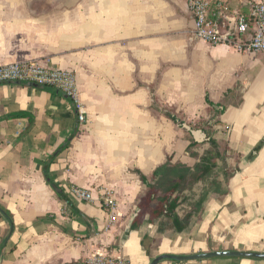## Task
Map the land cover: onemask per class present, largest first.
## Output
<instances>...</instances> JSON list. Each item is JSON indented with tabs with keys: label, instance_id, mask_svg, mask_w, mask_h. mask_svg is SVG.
I'll list each match as a JSON object with an SVG mask.
<instances>
[{
	"label": "crops",
	"instance_id": "0c3cea01",
	"mask_svg": "<svg viewBox=\"0 0 264 264\" xmlns=\"http://www.w3.org/2000/svg\"><path fill=\"white\" fill-rule=\"evenodd\" d=\"M229 2L244 9L246 0ZM28 61L74 73L87 122L79 125L54 88L0 85V208L12 219L0 214V264L264 254L263 53L197 40L182 0H0V66ZM182 124L209 141L196 144ZM211 139L222 146L218 188L209 186L186 228L176 232L166 217L151 222L148 214L133 228L149 191L140 175L156 186L158 201L165 178L190 168ZM51 185L67 195L69 186L89 190L93 201L68 195L69 208ZM101 189L114 195L112 222ZM181 207L184 221L192 206Z\"/></svg>",
	"mask_w": 264,
	"mask_h": 264
},
{
	"label": "built area",
	"instance_id": "2783aa9c",
	"mask_svg": "<svg viewBox=\"0 0 264 264\" xmlns=\"http://www.w3.org/2000/svg\"><path fill=\"white\" fill-rule=\"evenodd\" d=\"M193 21V36L211 46H224L240 54H264V0H246L244 9L232 8L229 0H182ZM26 84L51 87L61 92L72 104L79 125L87 122L85 108L80 101L76 78L73 72L49 69L33 61L0 66V85ZM67 193L72 198L90 203L89 190L69 186ZM101 208L110 222L116 216V201L112 191L99 192ZM89 264H126L123 259L101 256ZM168 264H182L169 262Z\"/></svg>",
	"mask_w": 264,
	"mask_h": 264
},
{
	"label": "trees",
	"instance_id": "16d2710c",
	"mask_svg": "<svg viewBox=\"0 0 264 264\" xmlns=\"http://www.w3.org/2000/svg\"><path fill=\"white\" fill-rule=\"evenodd\" d=\"M191 146L194 147L195 144H193V145L191 144ZM210 146H211V150L206 152V154H204L199 159L200 164L198 163V166L196 167V171L194 172V174H198V179H204L205 180V179L212 178V176L214 174V169L217 168V164H215L216 163L215 159H217L219 157V153L217 151L218 144L215 140L211 139L210 140ZM165 170H166L165 167H163V168L157 170L154 173V175L155 176L156 175L160 176L161 174L164 175ZM189 171H191V168L181 166L180 170H179L180 176L178 178V181H179V179H184V177H185L184 174H188ZM45 177H46V175H45ZM140 179H141V182L147 186L149 191H148V194L146 195V197L139 204L140 214H139V218L137 219V221L133 225V228H136L138 223L143 220V218L146 214H148L149 215V221H151V222H153L154 220H156L160 217H166L168 222L171 223V227H173L174 231L182 232L187 226V223L185 222V220L188 221L191 217H193V215L195 213L197 214L200 211V209H201L200 207L204 201V197H205L204 195H206L205 193H203L201 195L200 199L195 201L194 204L192 205L193 214L186 217V219L184 221H182L177 214L178 207H180L183 204L180 196L177 193L178 183L176 182L173 187L169 188L165 192V194L158 201H156V195L158 193L156 190V187L151 185L144 176L140 175ZM215 181L216 180H214V182H212L213 183V187H212L213 190L218 188L215 186V185H217V183ZM47 183L49 184L48 181H47ZM163 187H160V189H163ZM60 191L61 192L58 193L59 198H61L66 203V206L70 208L71 202L68 199V195L65 194L62 190H60ZM0 214L7 220L9 225H12V219L6 211H4L3 209L0 208Z\"/></svg>",
	"mask_w": 264,
	"mask_h": 264
},
{
	"label": "rangeland",
	"instance_id": "374dc122",
	"mask_svg": "<svg viewBox=\"0 0 264 264\" xmlns=\"http://www.w3.org/2000/svg\"><path fill=\"white\" fill-rule=\"evenodd\" d=\"M209 147H210V144H209ZM221 147H222L221 144L218 143V148H221ZM197 157H198V154L195 157H192L194 159L193 160L194 163L190 167L191 171H189L188 174H184L185 175L184 179H179L178 181L177 178H179V175L174 179H171L169 176L165 178L166 180H165V185L163 187V191L164 189L168 190L169 188L173 187L176 182L178 183L177 193L180 196L181 201L183 203L182 204L183 207H181L182 209L187 208L190 205L192 206L194 204V201H193L194 197L201 196L203 193H206V190L209 189V186H211L212 182H214V180H217L219 177V172H220L219 168H220V165L222 164L220 155L217 159H215V162H216L215 164H217V168L214 169V174L212 178L205 179V180L198 179V174H194V172L196 171V167L198 166V163L200 161ZM185 222L188 224L189 221L185 220Z\"/></svg>",
	"mask_w": 264,
	"mask_h": 264
},
{
	"label": "water",
	"instance_id": "95a60500",
	"mask_svg": "<svg viewBox=\"0 0 264 264\" xmlns=\"http://www.w3.org/2000/svg\"><path fill=\"white\" fill-rule=\"evenodd\" d=\"M181 127L188 132H190L194 142L196 144H202L209 139L206 138L205 134L202 133L200 130H191L189 126L182 124ZM52 188L55 192L60 193V189L52 185ZM12 226L10 227L9 234L7 239L11 236L12 233ZM251 258V259H264V254L260 253H253V252H238V251H217V252H208L203 254H193L188 256H175V255H160L153 260H151L150 264H161L162 262H175V263H186L191 261H200V260H207L213 258Z\"/></svg>",
	"mask_w": 264,
	"mask_h": 264
}]
</instances>
